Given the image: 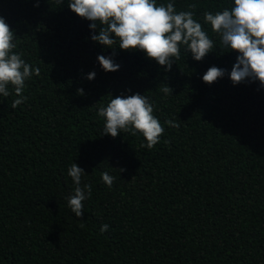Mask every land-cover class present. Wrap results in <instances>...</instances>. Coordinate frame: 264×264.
<instances>
[{"label": "trees", "instance_id": "obj_1", "mask_svg": "<svg viewBox=\"0 0 264 264\" xmlns=\"http://www.w3.org/2000/svg\"><path fill=\"white\" fill-rule=\"evenodd\" d=\"M36 3L0 0L14 51L40 69L17 108L11 88L0 95V264H264V88L234 86L228 74L202 80L212 66L230 73L238 53L203 25L216 43L202 61L182 49L165 71L117 42L121 67L105 72L97 57L113 49L90 39L91 22L68 8L70 0ZM190 4L203 24L205 11L233 0H174L178 11ZM137 93L165 129L151 150L140 133L103 135L97 116L109 95ZM72 163L92 185L82 218L66 199ZM105 171L116 177L111 188Z\"/></svg>", "mask_w": 264, "mask_h": 264}, {"label": "clouds", "instance_id": "obj_2", "mask_svg": "<svg viewBox=\"0 0 264 264\" xmlns=\"http://www.w3.org/2000/svg\"><path fill=\"white\" fill-rule=\"evenodd\" d=\"M61 4L63 0H56ZM35 6H39L38 0ZM196 4L188 5V10L178 11L174 0L167 4H157V0H70L68 8L78 17L90 21V39L105 48L113 49L111 56L99 55L97 61L105 72H116L120 64L114 61L115 45L123 51H142L165 71H171L173 63L181 59L182 49L190 53L195 61H202L213 52L215 41L211 39L203 25L210 26L218 34L222 47L238 53L231 72L216 66L210 67L202 80L211 85L226 74L233 85L248 81L259 82L264 88V0H233L231 7L222 11H205L203 24L196 19ZM14 31L0 17V95L8 97L14 91L18 97L12 108L25 102L23 95L26 84L33 75L39 76L40 69L34 68L22 59V54L14 51ZM96 73L87 75L89 81ZM159 91L172 95L173 89L167 84L159 85ZM77 95H85L83 89ZM107 106H99L97 116L103 118V135L116 138L120 133L143 135L146 143L141 147L151 150L159 143L165 129L154 115V106L146 95L139 93L129 96H116ZM171 123V122H168ZM119 173L125 169H114ZM87 174L76 163L68 168L75 187L67 197L68 207L77 218L84 214V201L92 194V185L82 184ZM134 178V177H133ZM104 183L111 188L116 177L107 171L102 173ZM109 225L101 226L100 231H108Z\"/></svg>", "mask_w": 264, "mask_h": 264}]
</instances>
